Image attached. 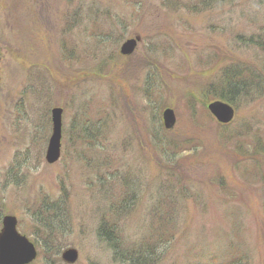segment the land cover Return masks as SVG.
Masks as SVG:
<instances>
[{"label": "rangeland", "instance_id": "obj_1", "mask_svg": "<svg viewBox=\"0 0 264 264\" xmlns=\"http://www.w3.org/2000/svg\"><path fill=\"white\" fill-rule=\"evenodd\" d=\"M135 1L141 16L101 30L118 43L101 47L85 22L70 31L71 15L80 6L82 20L96 10L130 17L124 0H0V228L3 217L14 219L36 251L28 264H66L68 249L74 264H129L99 240L100 222L115 221L111 210L131 202L118 228L127 243L141 245L158 226L153 208L171 194L165 211L176 213L174 239L155 264H209L213 256L211 264L234 256L264 264V94L234 101L228 124L207 110L216 101L207 90L223 72L244 67L264 79V54L240 43L263 37L260 0ZM135 38L133 52L121 55ZM152 80L159 94L150 91ZM57 108L60 158L48 164ZM75 114L101 121L103 148L72 137ZM167 142L173 150L160 149Z\"/></svg>", "mask_w": 264, "mask_h": 264}, {"label": "trees", "instance_id": "obj_2", "mask_svg": "<svg viewBox=\"0 0 264 264\" xmlns=\"http://www.w3.org/2000/svg\"><path fill=\"white\" fill-rule=\"evenodd\" d=\"M124 4L126 6V11L131 9L133 11V14L131 13L130 17H125L124 15L118 13L114 14L113 16H110V14H105L106 12L102 11H94V14H87L86 18L84 20L81 19L83 16L82 14V7H78L77 12L73 15H71L72 19L70 21L71 24H73V27L71 29H75L76 26V20L82 21L86 23L85 30L89 31L91 34L90 36L93 38H98L101 41L99 43L103 44L100 45L96 40H93V44L97 46L103 47L105 44H118L114 40L113 33H107L109 35H102L101 30L104 29H110V30H119L121 26L126 27L128 24H130L134 19L137 17H140L142 13V4L140 2H136L135 0H124ZM229 0H202L201 5H207L208 3L212 5H221L219 3H225ZM234 0H230V2H233ZM260 4L262 7V10L264 12V0H260ZM110 24H109V23ZM126 23H128L126 25ZM100 34V35H99ZM263 37H260V34L258 36H255L254 38H250L247 40H240V43L245 46H257L262 53L264 54V29L261 32ZM104 37V38H102ZM215 62V61H213ZM212 64V63H211ZM151 68L156 69L154 66H150ZM264 70V69H263ZM259 72H253L247 68H232V70H227L223 72L221 75V78L219 80V83L217 86L213 88V90L210 92L207 90V94L212 95L208 100H219L221 102H224L226 104L232 105V103L240 98L243 97H249V96H262L264 94V79L263 77H260ZM153 78H157L156 75H154ZM150 84V91L155 89V93L159 94L160 88H157L154 86V81ZM160 87V86H159ZM35 101V100H34ZM38 103L37 101H35ZM81 103L78 101L77 108H81ZM24 109V108H23ZM26 110H23V120L24 122L28 119L29 115L25 114ZM31 116L35 117L34 114ZM92 115L89 114L88 116H78L77 114L73 115L71 118V130L72 137L75 138L77 135L79 136V142L83 144L84 147L88 146L92 149L99 150L100 148H103L102 141L103 140V124L101 121H95L91 119ZM40 121L35 123L39 124V126L42 127V120H44V117L38 118ZM42 133L40 130L35 131V141H38L41 139ZM38 136V137H37ZM258 145V146H257ZM160 149L163 150L166 147L169 150H173V147H170L169 143L161 144ZM254 150L259 148V144L254 145ZM176 150V149H175ZM164 156L168 154L166 150L162 152ZM169 155V154H168ZM167 155V156H168ZM173 157V156H172ZM104 170V168H102ZM106 170V168H105ZM104 170V172H105ZM114 175L109 174V177L106 178V180L99 181V185H103L108 183L109 180H112ZM220 192H222L224 195L229 196V190L226 189L224 183H220ZM228 192V193H226ZM128 195V194H127ZM171 194L167 195L164 199L163 203L157 205L153 208V214L152 216L156 218L158 226L153 227L149 233V235L146 237V240L141 245H132L127 243V239L123 238V235H121V231H119L118 228V222H120L121 218L125 215V211L130 210L131 208V202L128 204H125V206L122 207H116L113 208L111 211H113V216L115 221H106L105 218L100 222V225L97 229V237L99 240H102L108 248L111 250L113 257L122 262H127L129 264H155L158 262V256L157 251L161 249L164 253L168 252L171 248V242L173 243L174 239V233L173 229L175 227V216L176 213L174 210L168 209V211H165L166 207L165 204H170L174 201L173 199H169ZM133 197L132 193L127 199H131ZM118 205V204H117ZM129 208V209H127ZM47 213L50 211L52 212V209L44 208ZM154 226V225H153ZM173 227V228H172ZM53 230V225L48 226V230ZM131 249V250H128ZM229 249V248H228ZM233 249V247L230 248V250ZM168 250V251H167ZM229 252V251H228ZM223 257V256H222ZM161 258V256H160ZM216 260V256H213L210 258V262L214 263ZM216 264H242L240 261V258H236L235 256L231 259H224V262H221V260Z\"/></svg>", "mask_w": 264, "mask_h": 264}, {"label": "water", "instance_id": "obj_3", "mask_svg": "<svg viewBox=\"0 0 264 264\" xmlns=\"http://www.w3.org/2000/svg\"><path fill=\"white\" fill-rule=\"evenodd\" d=\"M138 38L124 42L120 48V54L130 55L136 47ZM209 114L219 123L228 124L233 119V109L222 102H213L207 106ZM61 114L60 109L52 110V133L48 142L45 161L54 164L60 158V133H61ZM166 128L174 123L171 110L167 109L162 114ZM36 257V251L32 244L25 237L20 236L15 231V221L13 218L6 217L2 221L0 230V264H28ZM77 255L74 250L68 249L62 254V261L66 264H74Z\"/></svg>", "mask_w": 264, "mask_h": 264}]
</instances>
